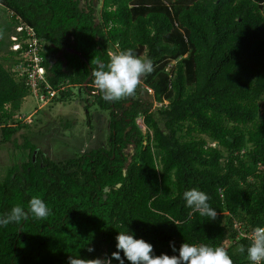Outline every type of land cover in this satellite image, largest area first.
Returning a JSON list of instances; mask_svg holds the SVG:
<instances>
[{
	"label": "trees",
	"instance_id": "16d2710c",
	"mask_svg": "<svg viewBox=\"0 0 264 264\" xmlns=\"http://www.w3.org/2000/svg\"><path fill=\"white\" fill-rule=\"evenodd\" d=\"M0 6V144L13 143L19 155L0 176V216L17 204L27 209L33 196L51 210L46 219L0 226V264L109 259L117 235L127 231L152 244L154 255L178 256L188 242L223 246L234 264H250L235 249L247 247L243 237L264 226V0H102L99 6L0 0ZM21 24L40 39L48 82L38 85L40 94L52 105L84 95L89 126L97 119L105 132L108 126L105 142L88 141L75 156L54 160L33 141L32 119L21 109L36 95L15 67L26 64ZM127 49L150 58L154 71L134 97L107 102L92 71ZM90 101L107 119L90 113ZM192 188L209 196L215 219L186 206L183 193Z\"/></svg>",
	"mask_w": 264,
	"mask_h": 264
},
{
	"label": "clouds",
	"instance_id": "9594fccd",
	"mask_svg": "<svg viewBox=\"0 0 264 264\" xmlns=\"http://www.w3.org/2000/svg\"><path fill=\"white\" fill-rule=\"evenodd\" d=\"M3 37L4 33L0 31V39ZM153 71L154 64L150 58L138 56L132 49H127L117 54H111L106 65L101 64L92 71L91 79L102 99L107 102H117L134 97L141 85L142 78ZM138 119L142 121L141 117ZM140 125L144 128L143 124ZM183 198L186 201V206L192 212H198L201 216L209 217L210 220L217 217V211L208 203L209 196L205 192L192 188L183 193ZM50 212V208L43 199L33 196L28 202L27 209L17 204L8 213L0 216V226L7 227L10 223L27 222L30 217L38 220L46 219ZM169 219L171 220V218ZM172 223L176 224L175 221ZM243 238L248 239L250 243L247 247L239 244L235 251L240 254L246 252L250 264H264V226L254 227L250 235ZM116 241L117 251L113 252L109 259H81L78 256H70L68 264H111V259L119 260L120 264H124V260L120 256L121 251L130 264H234L233 259L223 246L185 242L180 245L178 256H169L167 254L154 255L152 244L144 239L135 238L134 234L129 231L119 232ZM171 246L173 252L177 251L174 243ZM93 250L92 248L88 249L89 252Z\"/></svg>",
	"mask_w": 264,
	"mask_h": 264
},
{
	"label": "rangeland",
	"instance_id": "374dc122",
	"mask_svg": "<svg viewBox=\"0 0 264 264\" xmlns=\"http://www.w3.org/2000/svg\"><path fill=\"white\" fill-rule=\"evenodd\" d=\"M95 1L96 6L102 3V0ZM0 11L5 14V10L1 6ZM84 99L85 96L81 95L77 97L74 103L67 102L52 105L43 98H37L31 94L24 100L21 113L32 119V129L35 131L33 141L46 151L52 159L64 160L73 157L80 152L81 145L87 144L88 141L89 146L94 147L95 144L107 140L109 136L108 126L105 132L101 120H94L93 126H89L87 120L88 110L85 108L87 103ZM88 107L91 114L101 115L103 112L93 105L92 101L88 103ZM106 113L104 111L102 115L105 116ZM105 118L107 119V116ZM36 119H39L38 123L35 122ZM67 122H69L68 127L65 126ZM40 129L41 133L38 131ZM15 137L19 140V143H22L23 137L20 133ZM16 151L17 149L13 143L0 144V176L6 166L13 165L16 160H19V155L14 154Z\"/></svg>",
	"mask_w": 264,
	"mask_h": 264
},
{
	"label": "built area",
	"instance_id": "2783aa9c",
	"mask_svg": "<svg viewBox=\"0 0 264 264\" xmlns=\"http://www.w3.org/2000/svg\"><path fill=\"white\" fill-rule=\"evenodd\" d=\"M27 32V37L23 40V42L28 44V49L23 53L25 56V62H22L20 66H15L16 70L18 71L17 75H25L27 77V83L31 85L33 93L38 98H43L46 100L49 96L46 94H40L38 85L42 83H48L46 77V70L45 67L41 64L42 57L39 54V40L33 31L32 28L28 27L27 25H20L17 27L18 32L22 31ZM13 41L15 43L12 45V49L15 51H19L23 48L22 43L18 41V36H12ZM50 87L47 84L46 88ZM51 95H54V92H48ZM27 121H31V117L27 118ZM138 123L142 124V121L138 119Z\"/></svg>",
	"mask_w": 264,
	"mask_h": 264
},
{
	"label": "water",
	"instance_id": "95a60500",
	"mask_svg": "<svg viewBox=\"0 0 264 264\" xmlns=\"http://www.w3.org/2000/svg\"><path fill=\"white\" fill-rule=\"evenodd\" d=\"M94 4L96 5V1H95V0H94ZM72 51H73V52H76L74 49H72ZM130 148H131L130 151L133 153V150H134V149H133V146L131 145ZM124 171H126V168L124 169ZM108 190H109V188L106 187V188H105V191L107 192ZM105 197H106V195H105Z\"/></svg>",
	"mask_w": 264,
	"mask_h": 264
}]
</instances>
